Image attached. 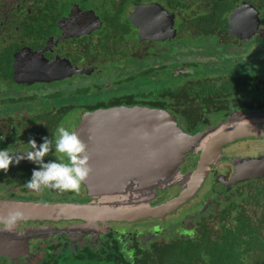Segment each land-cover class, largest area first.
Instances as JSON below:
<instances>
[{"label":"flooded vegetation","instance_id":"obj_1","mask_svg":"<svg viewBox=\"0 0 264 264\" xmlns=\"http://www.w3.org/2000/svg\"><path fill=\"white\" fill-rule=\"evenodd\" d=\"M216 80L236 87L224 89L227 96L223 106L201 109L206 117L203 123L187 126L180 117L197 114V110L180 109L182 102L177 104L172 94L186 85L214 84ZM152 85H159V90L153 91ZM263 95L264 0H0V149L24 152L30 150V139L39 145L42 137L48 136L53 140V150L44 159L54 160L63 154L55 152L53 134L58 126L66 127L67 118H79L74 126L67 125L74 130L87 114L115 107L167 109L179 117L189 133H195L215 126L236 110L263 111ZM218 112H227V117L211 122L209 116ZM104 123L102 119L100 127ZM99 130L101 140L121 142L109 145L112 141H101L97 163L129 166L147 161L140 146L130 147L129 139L135 135L126 132L124 126ZM239 142L242 140L228 144L219 160L228 156L224 154L227 147ZM191 155H197L198 160L200 150ZM189 156L178 169L181 184L177 182L178 191L172 197L179 194L197 164L186 168ZM239 160L234 162L230 176ZM38 167L22 160L10 165L7 172L0 170V202L98 201L88 195L84 184L79 192L27 189L25 183ZM218 174L215 176L224 185ZM263 177L228 187L218 193L220 200L238 197L239 187ZM157 187L166 186L162 183ZM203 187L163 217L110 220L106 225L81 219L24 220L11 231L0 224V239L27 243L19 256H0V264H98L118 255L132 259L142 248L150 258L160 244L171 243L175 235L196 234L211 222L208 216L214 210L215 194L213 190L201 194ZM153 195L159 197L151 200L152 205L172 198L164 200L160 190ZM185 216H190V225ZM143 222L151 224L139 226ZM173 224L184 225L183 231L171 229Z\"/></svg>","mask_w":264,"mask_h":264},{"label":"water","instance_id":"obj_2","mask_svg":"<svg viewBox=\"0 0 264 264\" xmlns=\"http://www.w3.org/2000/svg\"><path fill=\"white\" fill-rule=\"evenodd\" d=\"M102 127L130 125L135 138L129 139L131 148L140 146L141 156L147 155V161L121 166L119 164L97 163L98 145L101 141L120 140L99 137L101 120ZM123 119L129 121L124 122ZM88 144L91 155L92 173L82 184L88 195L98 201L88 203H43L1 201L0 213L10 208L21 209L25 220H75L87 222L101 221H139L151 217H160L171 213L191 199L204 185L209 173L220 160L225 147L233 142L264 138V111L236 110L225 120L202 131L189 133L181 124L179 117L167 109L154 107H115L102 109L87 114L74 128ZM124 130V129H123ZM136 143V144H135ZM200 150L199 159L194 170L179 194L156 205H152L157 185L164 183L166 187L173 183L180 166L192 152ZM119 167L125 170H118ZM133 179H128L127 177ZM264 176V156L240 159L234 167L230 178L221 175L222 189L246 179ZM24 221V220H23ZM22 222V221H21ZM27 248V243L0 239V256H19Z\"/></svg>","mask_w":264,"mask_h":264},{"label":"trees","instance_id":"obj_3","mask_svg":"<svg viewBox=\"0 0 264 264\" xmlns=\"http://www.w3.org/2000/svg\"><path fill=\"white\" fill-rule=\"evenodd\" d=\"M218 80L214 84L208 82L186 85L181 92L172 94L177 104L182 102L180 109L197 110V114L187 113L180 117L187 126L196 127L203 123L206 117L200 112L201 109L213 105L223 106V98L227 96L224 89L236 87ZM261 99L264 104V95ZM230 102L234 104V100ZM260 109L264 110V105ZM261 180L262 178L254 181L257 183ZM248 196L246 200H239V197L229 198L230 200L218 198L217 214L211 212L208 216L211 221H216L214 226L204 224L196 234L187 237L175 235L171 243L160 244L158 251H153L150 258L148 251L142 248L132 259L118 255L98 264H264V212L259 214L258 210L261 199L264 198V183L258 182L253 193ZM182 226L184 225L173 224L172 229L183 231ZM117 242L115 240L114 243Z\"/></svg>","mask_w":264,"mask_h":264},{"label":"clouds","instance_id":"obj_4","mask_svg":"<svg viewBox=\"0 0 264 264\" xmlns=\"http://www.w3.org/2000/svg\"><path fill=\"white\" fill-rule=\"evenodd\" d=\"M53 136L55 152L63 155L45 162L44 158L53 150V140L44 136L43 143L38 145L32 138L28 141L30 150L12 153L8 148L0 149V170L7 172L13 163L18 165L22 160H28L39 167L32 170L31 178L25 183L27 189L36 192L42 188L79 192L82 183L93 171L88 144L77 131L68 130L63 125L57 127ZM65 156L67 162H64ZM25 219V213L19 208H10L6 214L0 213V224L8 231Z\"/></svg>","mask_w":264,"mask_h":264},{"label":"rangeland","instance_id":"obj_5","mask_svg":"<svg viewBox=\"0 0 264 264\" xmlns=\"http://www.w3.org/2000/svg\"><path fill=\"white\" fill-rule=\"evenodd\" d=\"M131 35H132V37H136V35L134 33H132ZM136 40H137V38L133 39V41H136ZM134 43H136V42H134ZM116 65L117 64H114V65H111L110 67H115ZM143 87L144 86L136 87L135 91H138L139 88H143ZM152 90L153 91H155V90L158 91L159 90V85H152ZM152 99H154V96L152 97ZM258 106H260V104H258ZM226 117H227V112H218V113H215L214 116H212V115L209 116V119L211 120V122L215 123L216 121L219 122L220 120H222V119H224ZM78 120H79V118H77V117H75V118H67V120L65 121V124H66L65 128L69 130L68 126H74ZM224 154L228 155V156H226L223 160L219 161L216 165H214L215 166L214 167L215 173L213 175L211 174V177L209 176L208 181H206V183L204 184L203 190L201 191V194H203L205 192L208 193V192H213L214 191L215 195H214L213 201H215V207H216L214 210H212L214 215L217 214L216 210L219 208V204H218L217 199L218 198L220 199V196H219L218 193L221 192L219 190H221L222 187H223L222 184L220 183V181L218 180L217 176H215V174L217 172H219L220 174H218V175H223L225 177H229L230 174L233 171L234 162H236L239 159H242L243 158L242 155H246V154H257V155L258 154H264V138H254V139L251 138V139H247V140H242V142H239V143H236L234 145H230L229 147H227V149L225 150ZM189 158L190 159H188V161H187L186 168L191 169L192 167L195 166V164L197 162V155H195V156L191 155V157L189 156ZM180 177L181 176L176 175L173 178V181L176 182V183H173L170 186L165 187V188L156 187V188L153 189L152 192L156 193V192H159V190H160L162 192V196H163L164 200L172 197L178 191V188L175 186L177 184V182L179 184H181ZM258 182L260 184L264 183V177L262 178L261 181H258ZM258 182L257 183L254 182L252 184H245V185H242L241 187H239V189H238L239 196L238 197L240 199L238 197H236V198H238L239 200H246L247 197H249L248 195L249 194L251 195L253 193V190H254V188L257 187ZM215 192L217 193V195H216ZM158 195H160V193ZM157 197H159V196H156L153 200H155ZM200 206H202V205H200ZM187 210H188V208L184 209L183 215H185ZM258 210L260 211L259 214L261 212L262 213L264 212V198L261 199V205L259 206ZM259 214H258V216H259ZM185 217L187 218V220H186L187 225L188 224L190 225V223H189V219H191L190 216H185ZM216 220H218V219L216 218ZM169 222L170 221H167L166 224H168ZM215 223H216V221H214L213 219H212L211 222L209 221V225L210 226H214ZM146 224H151V223L150 222L149 223L148 222H143V223H139V226H147ZM164 226H165V224H164ZM139 231L142 232L143 234L148 233V230H145V229H141ZM262 231L264 233V227L262 228ZM166 235H168L167 231H166ZM71 260H74V259H71ZM71 264H77V263H71Z\"/></svg>","mask_w":264,"mask_h":264}]
</instances>
